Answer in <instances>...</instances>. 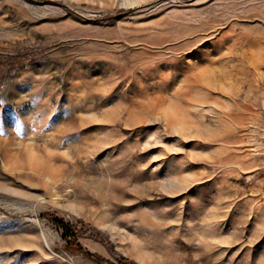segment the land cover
Segmentation results:
<instances>
[{"label": "rangeland", "instance_id": "obj_1", "mask_svg": "<svg viewBox=\"0 0 264 264\" xmlns=\"http://www.w3.org/2000/svg\"><path fill=\"white\" fill-rule=\"evenodd\" d=\"M0 264H264V0H0Z\"/></svg>", "mask_w": 264, "mask_h": 264}, {"label": "trees", "instance_id": "obj_2", "mask_svg": "<svg viewBox=\"0 0 264 264\" xmlns=\"http://www.w3.org/2000/svg\"><path fill=\"white\" fill-rule=\"evenodd\" d=\"M51 221L54 225H56L58 228L62 231V238L66 242V245L68 248L75 249L76 251L82 252L84 251L80 243L78 242V235L80 234V231L77 230L73 225L65 223L62 220H58L56 218H51ZM88 255L91 257H95L96 259H99L96 256H93L87 252Z\"/></svg>", "mask_w": 264, "mask_h": 264}]
</instances>
